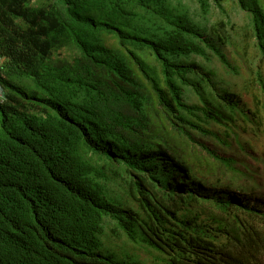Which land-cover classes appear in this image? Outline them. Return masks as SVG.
I'll list each match as a JSON object with an SVG mask.
<instances>
[{"label":"trees","instance_id":"obj_1","mask_svg":"<svg viewBox=\"0 0 264 264\" xmlns=\"http://www.w3.org/2000/svg\"><path fill=\"white\" fill-rule=\"evenodd\" d=\"M169 1L0 0V264H145L107 250L124 236L152 264H264V181L203 146L234 175L210 184L162 134L239 117L264 133V78L254 110L236 93L216 104L187 59L202 40L239 75L211 44L227 22L201 24L207 37ZM237 5L264 59L261 0Z\"/></svg>","mask_w":264,"mask_h":264},{"label":"rangeland","instance_id":"obj_2","mask_svg":"<svg viewBox=\"0 0 264 264\" xmlns=\"http://www.w3.org/2000/svg\"><path fill=\"white\" fill-rule=\"evenodd\" d=\"M201 1L205 7H202L200 0H175L191 14L199 31L201 24L205 25L204 23L210 27L220 21L227 22L225 27L218 28L229 37V41L222 44L213 37L211 44L222 50L231 65L239 71V75L234 74L230 68L227 69L219 57L202 40H198V42L206 51L207 56L193 54L187 61L195 63L199 68L198 71L209 79L201 81V83L216 104L223 103L220 97H225L228 93H236L241 96L244 108L254 110L253 94L259 95L260 92L257 85V73L261 71L264 78V59L256 46L252 29L247 27L250 24V16L237 5V0H220L224 12L216 6L215 0ZM261 5L264 8V0H261ZM200 32L210 37L208 31L201 30ZM197 78L200 79L199 74H197ZM186 94L188 97L185 99L188 104H200L194 93L187 91ZM235 120L238 127L234 130L232 128L228 131V126H218L213 123L206 126L207 129L214 132V136L193 132L194 136L190 139L186 135H176L166 126L162 130V134L168 138L171 144L175 145L185 160L210 184L223 182V186L227 185L234 175L227 165L209 156L203 146L208 147L220 157L234 160V166L240 170H245L244 167H248L254 172L256 178L264 181V133L257 131L250 122L243 121V117ZM229 124L234 126L233 122H229ZM236 135H238L237 139H235ZM237 181L242 183L243 179ZM118 245L123 250L119 251L113 244L106 246L107 250H111L118 260L145 264L156 262L146 249L130 243L125 236L122 241H118ZM128 255L133 258H129Z\"/></svg>","mask_w":264,"mask_h":264},{"label":"clouds","instance_id":"obj_3","mask_svg":"<svg viewBox=\"0 0 264 264\" xmlns=\"http://www.w3.org/2000/svg\"><path fill=\"white\" fill-rule=\"evenodd\" d=\"M170 5H171V9L173 7V9H179L180 7H182L181 5H179L177 2H175V0L173 1H169ZM183 9H185L184 7H182ZM172 9V10H173ZM108 45V40L105 42V45L107 47ZM75 52V51H74ZM64 55H68V52L63 51ZM184 58H182L181 60L183 61ZM11 64H10V58L8 56H6L5 54H3L0 51V77L3 79L7 76V72L10 68ZM23 65H21L22 67ZM8 89L0 82V111L1 108H3L2 106H5V104H8ZM107 229V228H106ZM105 229V230H106ZM127 238V237H126ZM128 239V238H127ZM119 251L123 250L119 247V245L117 244L115 246Z\"/></svg>","mask_w":264,"mask_h":264}]
</instances>
